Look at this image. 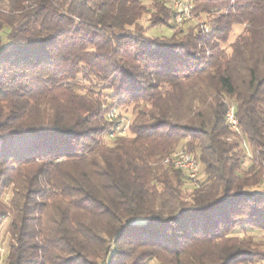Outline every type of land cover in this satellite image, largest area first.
Wrapping results in <instances>:
<instances>
[{
	"label": "trees",
	"instance_id": "1",
	"mask_svg": "<svg viewBox=\"0 0 264 264\" xmlns=\"http://www.w3.org/2000/svg\"><path fill=\"white\" fill-rule=\"evenodd\" d=\"M188 3L0 0L3 264L264 263V0Z\"/></svg>",
	"mask_w": 264,
	"mask_h": 264
},
{
	"label": "built area",
	"instance_id": "2",
	"mask_svg": "<svg viewBox=\"0 0 264 264\" xmlns=\"http://www.w3.org/2000/svg\"><path fill=\"white\" fill-rule=\"evenodd\" d=\"M172 10L174 11L175 21L177 23H182L187 20H194V16L192 13V7L189 3L176 2L174 3ZM208 27L207 25H202V29ZM231 106V122H228L229 127L231 129L239 130V121L235 117V105L230 103ZM109 121L119 122V129L115 130L113 135L110 137H118V136H126L128 133V129L130 127V118L125 113H122L120 110H114V112L109 113L108 115ZM179 156H187V163L180 164L181 166H185V175L187 178H193V183L197 182L200 174H201V163L197 159L196 155L186 148L179 150ZM177 163V162H175Z\"/></svg>",
	"mask_w": 264,
	"mask_h": 264
},
{
	"label": "rangeland",
	"instance_id": "3",
	"mask_svg": "<svg viewBox=\"0 0 264 264\" xmlns=\"http://www.w3.org/2000/svg\"><path fill=\"white\" fill-rule=\"evenodd\" d=\"M143 2L144 5H147L149 6V8L151 7V5L158 1V2H167L168 4V7H170L172 9L174 3L176 2H183V3H188V0H141ZM174 12V11H173ZM150 19V15L145 17L144 20H143V23L146 27V30H147V34L149 36H152V37H170L173 33V29L169 26H162V25H156V26H152V23L149 21ZM196 21V20H195ZM195 21H191L190 23L193 25L195 23H198L195 22ZM184 22L182 23H179L177 28L181 27V28H185L186 26H188L189 22L185 24H183ZM174 24H176L174 22ZM183 24V25H182ZM202 28V26H201ZM203 30H205L206 32H209V27H205ZM243 31V27L242 26H237L233 29V32L231 33L230 35V38H229V42L224 45L225 48H228V46L234 42V40L238 37V35ZM129 117L131 119V123H132V117H131V114H129ZM129 134V133H128ZM127 134V136H128ZM109 143V142H108ZM185 143L186 142H182L181 145L179 146L178 148V151L185 148ZM177 151V152H178ZM191 152V151H190ZM250 153V151H249ZM203 178V174H200L199 178L197 181H200L201 179ZM189 179V178H188ZM193 181V180H191ZM195 183V182H194ZM193 183V185H194ZM10 197V193L6 196L5 200H8ZM249 234L253 235L257 240H264V235L263 234H259L258 232L254 231V230H250L248 231ZM236 235L240 236V237H243L245 235L244 232H239L237 233ZM7 247H8V237L6 235V226H4L1 230V235H0V259H1V262L3 264V256L6 254L7 252ZM151 264H158L156 262H152ZM261 264H264V263H261Z\"/></svg>",
	"mask_w": 264,
	"mask_h": 264
},
{
	"label": "bare ground",
	"instance_id": "4",
	"mask_svg": "<svg viewBox=\"0 0 264 264\" xmlns=\"http://www.w3.org/2000/svg\"><path fill=\"white\" fill-rule=\"evenodd\" d=\"M114 110H118V109H113L111 112H114ZM111 112H109V113H111ZM235 117H236V107H235ZM236 119H237V117H236ZM228 122H231V106H229L228 111H227V123ZM112 123H114L115 127H114V130L112 131V133L110 135H113L115 133V130L119 129V122H112ZM232 130L238 131V129H232ZM111 138H116V137H111ZM175 162H177V163H175ZM165 163L172 165L174 167V169L182 171L185 174V166H181L180 164H186L187 163V156H179V151H178L171 158L167 159L165 161ZM189 179L193 180V178H189ZM0 264H2L1 259H0Z\"/></svg>",
	"mask_w": 264,
	"mask_h": 264
}]
</instances>
